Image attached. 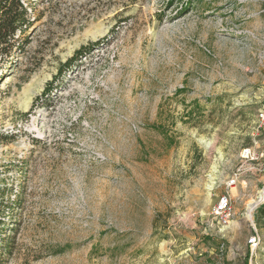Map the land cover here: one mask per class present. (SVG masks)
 <instances>
[{
	"label": "rangeland",
	"instance_id": "374dc122",
	"mask_svg": "<svg viewBox=\"0 0 264 264\" xmlns=\"http://www.w3.org/2000/svg\"><path fill=\"white\" fill-rule=\"evenodd\" d=\"M31 1L30 44L0 62L4 264H264V173L212 215L264 147V0Z\"/></svg>",
	"mask_w": 264,
	"mask_h": 264
},
{
	"label": "trees",
	"instance_id": "16d2710c",
	"mask_svg": "<svg viewBox=\"0 0 264 264\" xmlns=\"http://www.w3.org/2000/svg\"><path fill=\"white\" fill-rule=\"evenodd\" d=\"M31 2V0H0V62L2 63L13 62L14 55L22 53L30 44L29 31L37 20L33 14V9L30 7ZM102 42L103 40L99 39L81 46L76 49L70 58L61 62L57 68V73L46 83L47 87L34 98L33 102L45 99L40 104L43 106L44 102L49 100L50 94L58 89L57 87L62 83L66 72L73 71L78 63L89 55L93 49L99 47ZM260 212L264 214V206ZM2 228L0 222V264H4L6 253Z\"/></svg>",
	"mask_w": 264,
	"mask_h": 264
},
{
	"label": "built area",
	"instance_id": "2783aa9c",
	"mask_svg": "<svg viewBox=\"0 0 264 264\" xmlns=\"http://www.w3.org/2000/svg\"><path fill=\"white\" fill-rule=\"evenodd\" d=\"M257 126L264 130V109L257 115ZM240 157L242 162L232 172V175L224 182L225 191L216 197L213 204L212 215L221 227L227 226L234 215L231 191L235 189L239 179L246 175L264 173V147L246 148L242 150ZM254 242V239L252 240Z\"/></svg>",
	"mask_w": 264,
	"mask_h": 264
},
{
	"label": "bare ground",
	"instance_id": "6f19581e",
	"mask_svg": "<svg viewBox=\"0 0 264 264\" xmlns=\"http://www.w3.org/2000/svg\"><path fill=\"white\" fill-rule=\"evenodd\" d=\"M261 200L262 198H259V200H257L256 202L253 201L252 203H248V209H247V214H246L247 219L251 218L254 209L256 208V206L259 204Z\"/></svg>",
	"mask_w": 264,
	"mask_h": 264
}]
</instances>
